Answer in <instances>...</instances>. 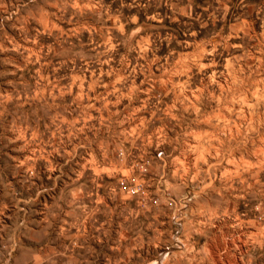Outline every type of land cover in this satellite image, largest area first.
Returning <instances> with one entry per match:
<instances>
[{
  "label": "rangeland",
  "instance_id": "obj_1",
  "mask_svg": "<svg viewBox=\"0 0 264 264\" xmlns=\"http://www.w3.org/2000/svg\"><path fill=\"white\" fill-rule=\"evenodd\" d=\"M0 264H264V0H0Z\"/></svg>",
  "mask_w": 264,
  "mask_h": 264
},
{
  "label": "bare ground",
  "instance_id": "obj_2",
  "mask_svg": "<svg viewBox=\"0 0 264 264\" xmlns=\"http://www.w3.org/2000/svg\"><path fill=\"white\" fill-rule=\"evenodd\" d=\"M216 252L214 251V254H215ZM218 260H219V258L217 257V256H215Z\"/></svg>",
  "mask_w": 264,
  "mask_h": 264
}]
</instances>
